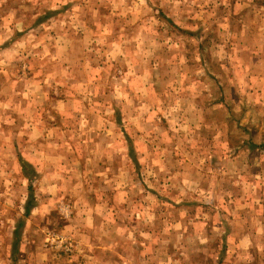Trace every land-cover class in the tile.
<instances>
[{
	"label": "rangeland",
	"instance_id": "obj_1",
	"mask_svg": "<svg viewBox=\"0 0 264 264\" xmlns=\"http://www.w3.org/2000/svg\"><path fill=\"white\" fill-rule=\"evenodd\" d=\"M0 264H264V0H0Z\"/></svg>",
	"mask_w": 264,
	"mask_h": 264
},
{
	"label": "crops",
	"instance_id": "obj_2",
	"mask_svg": "<svg viewBox=\"0 0 264 264\" xmlns=\"http://www.w3.org/2000/svg\"><path fill=\"white\" fill-rule=\"evenodd\" d=\"M67 100H68V102L70 101V99H67ZM63 101L66 102V99H64ZM50 102H51V105L53 106V108H55V107L62 108V107L65 106L63 102H59V101L55 102V100L53 101V98H51ZM63 111L64 112L66 111L65 108H64ZM48 116L51 119H53V117L50 115V113H48ZM29 126L31 127L29 133L32 134L33 136L37 135V137H35V141L41 136V134H44V132H46V131L48 133H50V131H54L55 132V130H54L55 127L51 126V127L45 128V129H40L36 122L33 123V124L31 123ZM63 133L67 134L65 132V130L63 131ZM37 150L38 149H36L35 152H37ZM108 212H109V209L107 208V205L105 203H101V204H99V206H96L94 208L84 209L83 215L85 216V219L83 220V222L86 225H89V227H93L92 225L97 224L98 220L101 223H103V219L102 218L104 217V219H105L107 216H109V215H107V214H109ZM112 216H114V214ZM111 224H112V227L115 229V222H113ZM101 228L102 227H98V230H100ZM114 229H112V231H111L112 233H114V231H115ZM102 230H104L105 232H108L109 231V227L106 226ZM239 245L240 246H244V247H246V246L250 247V245H251V236L250 235H246V234L243 235L241 237L240 241H239Z\"/></svg>",
	"mask_w": 264,
	"mask_h": 264
},
{
	"label": "trees",
	"instance_id": "obj_3",
	"mask_svg": "<svg viewBox=\"0 0 264 264\" xmlns=\"http://www.w3.org/2000/svg\"><path fill=\"white\" fill-rule=\"evenodd\" d=\"M27 213L29 212V209H28V211H26Z\"/></svg>",
	"mask_w": 264,
	"mask_h": 264
}]
</instances>
